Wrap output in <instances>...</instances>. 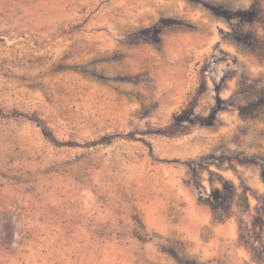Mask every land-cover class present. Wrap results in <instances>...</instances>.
I'll return each mask as SVG.
<instances>
[{
  "label": "rangeland",
  "instance_id": "obj_1",
  "mask_svg": "<svg viewBox=\"0 0 264 264\" xmlns=\"http://www.w3.org/2000/svg\"><path fill=\"white\" fill-rule=\"evenodd\" d=\"M218 3L264 9L0 0V264H264V24Z\"/></svg>",
  "mask_w": 264,
  "mask_h": 264
},
{
  "label": "trees",
  "instance_id": "obj_2",
  "mask_svg": "<svg viewBox=\"0 0 264 264\" xmlns=\"http://www.w3.org/2000/svg\"><path fill=\"white\" fill-rule=\"evenodd\" d=\"M204 4L209 5L208 2H204ZM215 12L217 15L225 18L228 20L230 26H231V31L229 32V37L238 42V43H244L247 42L249 45V40L250 39H256L257 42H263L260 38H257L253 33L247 31V30H242L238 28V25L243 23V22H259L264 24V9L263 7H259L257 5L251 6L248 8H242V9H230L225 6L223 3H218L214 6ZM160 23L157 22L155 25H153L150 28V32L153 33L155 32V29ZM218 107H214V110H216ZM11 115H23L26 117H29L33 121L37 123L38 126L41 127L42 132L46 137H48L50 140L57 144H62V142L58 141V139L55 137V135L52 133L51 128L47 124V122L41 118L38 115L35 114H29L25 112H21L18 110L13 111L10 113ZM68 144H76L73 142H67ZM88 145L94 144V142H89L87 143Z\"/></svg>",
  "mask_w": 264,
  "mask_h": 264
}]
</instances>
